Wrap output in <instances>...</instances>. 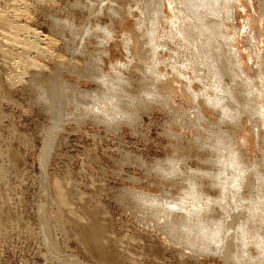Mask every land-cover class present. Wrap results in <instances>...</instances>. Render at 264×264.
<instances>
[{
    "label": "rangeland",
    "instance_id": "obj_1",
    "mask_svg": "<svg viewBox=\"0 0 264 264\" xmlns=\"http://www.w3.org/2000/svg\"><path fill=\"white\" fill-rule=\"evenodd\" d=\"M2 1L0 34L12 22L26 34L0 35V264H264V245L239 244L241 225L264 240V0H228L223 17L210 0L211 34L185 0H163L161 25L162 0ZM237 152L246 184L227 191ZM180 199L200 207L196 224L164 209ZM217 223L235 245L205 243L199 227Z\"/></svg>",
    "mask_w": 264,
    "mask_h": 264
},
{
    "label": "bare ground",
    "instance_id": "obj_2",
    "mask_svg": "<svg viewBox=\"0 0 264 264\" xmlns=\"http://www.w3.org/2000/svg\"><path fill=\"white\" fill-rule=\"evenodd\" d=\"M24 1V0H23ZM213 1V0H212ZM218 1V0H217ZM2 2H5L4 0L2 1ZM11 2H13V0H11ZM16 2V1H15ZM14 2V3H15ZM29 2V1H28ZM31 2V1H30ZM185 2L187 3V6L190 8V10H191V12H193L194 14H197L196 15V17H197V19L199 20V24H198V26L202 29V31H204V33H205V31H206V33H208V34H211L210 32H211V26H215L214 24H210L212 21L211 20H208V17H207V14L209 13H207V11L209 10V5H211L212 6V4H209V2H210V0L208 1V0H185ZM230 2V1H229ZM1 3V2H0ZM18 3V2H17ZM36 3V2H35ZM51 3V2H50ZM223 3V2H222ZM8 4V3H7ZM12 4V3H11ZM10 4V5H11ZM20 4H22V3H20ZM34 4V3H33ZM48 4V3H47ZM15 5H16V3H15ZM31 5V4H30ZM29 5V6H30ZM40 5V4H39ZM221 5V4H220ZM21 6V5H20ZM19 6V7H20ZM33 6V5H32ZM37 6V5H36ZM35 6V7H36ZM46 6V5H45ZM230 5H228V0H224V4H222L221 5V11H220V13H223L221 16L223 17V15L224 14H226L227 13V15H228V12H227V9L229 8L230 9V7H229ZM4 7V6H3ZM9 7V6H8ZM12 7H14V6H12ZM25 7V6H24ZM47 7V6H46ZM10 8V7H9ZM18 8V7H17ZM26 8V7H25ZM24 8V9H25ZM29 8V7H28ZM32 8V7H31ZM52 8V7H51ZM51 8H49V9H51ZM197 8H199V12L197 11ZM212 8V7H211ZM22 10V9H21ZM211 10V9H210ZM14 11V10H13ZM15 11H16V8H15ZM24 11H26V10H24ZM23 11V12H24ZM29 11V10H28ZM45 11V10H44ZM152 11H153V21H155V23L157 24V25H161V22H162V20H165V18L167 17V15L166 14H164L163 12H164V2H163V0L161 1V2H159L157 5H155L154 7H153V9H152ZM173 11H175V9H173ZM8 12V11H7ZM10 12V11H9ZM17 12V11H16ZM22 12V13H23ZM111 12H114L115 13V11H111ZM15 13V12H14ZM9 14V13H8ZM13 14V13H12ZM18 14V13H17ZM113 14V13H112ZM119 14V13H118ZM10 15V14H9ZM8 15V16H9ZM21 15V14H20ZM28 15H30V14H28ZM44 15V14H43ZM116 16H117V14H115ZM133 15V14H132ZM179 15V16H178ZM226 15V17H228ZM18 16V15H17ZM113 16V15H112ZM209 16V15H208ZM225 16V15H224ZM25 17V16H24ZM29 17V16H28ZM33 17V16H32ZM165 17V18H164ZM185 17H187V15H185V13H183V11H177V14L176 13H174L173 14V20L171 21L172 23H174L175 24V29H176V31H174V32H176V33H179L180 35H182L184 38L185 37H187L188 36V34L190 33V31H189V29L187 30V28H182L183 27V25L181 24V23H183V22H186L187 23V20H185L184 18ZM10 18H11V15H10ZM22 18H23V16H22ZM21 18V19H22ZM29 18H31V17H29ZM177 18H179V21H181V23H179V21H177ZM0 19L3 21V19L5 20V18L3 17V15H2V13H0ZM15 20V19H14ZM20 20V19H19ZM32 20H33V18H32ZM55 20V19H54ZM53 20V21H54ZM113 20V19H112ZM222 20V19H221ZM9 21H11V20H9ZM8 21V22H9ZM16 21V20H15ZM20 21H22V20H20ZM26 20L24 19V22H25ZM27 21H29V20H27ZM51 21V20H50ZM116 21H117V19H116ZM168 21V20H167ZM166 21V22H167ZM223 21V20H222ZM222 21H221V23H222ZM23 22V21H22ZM34 22V21H33ZM220 22V21H219ZM168 23V22H167ZM225 23V22H224ZM224 23H223V25H224ZM26 24V23H25ZM28 24V23H27ZM4 25V24H3ZM31 25V24H30ZM33 25V24H32ZM52 25V24H51ZM110 25H112V23H110ZM222 25V24H221ZM28 26V25H27ZM29 27V26H28ZM3 28V27H2ZM36 28V27H35ZM56 28V27H55ZM54 28V29H55ZM113 28V27H112ZM110 29L109 31L110 32H112L113 31V29ZM163 28H165V27H163ZM25 29H26V26L23 24V23H17V22H12V23H10L9 24V26H8V30H7V32H3L2 31V33H6V34H4L3 36L5 37V38H7L8 40H9V42L11 41V43H12V41H13V44H14V41H16L17 40V34H19V33H21L22 31H24L23 33H25ZM32 29V28H31ZM201 29H199L198 31H200V32H202L201 31ZM28 30H30V29H28ZM35 31H37L36 29H34ZM155 30V29H154ZM169 30V29H168ZM21 31V32H20ZM31 31V30H30ZM38 31H40V30H38ZM153 31V30H152ZM164 31V30H163ZM188 31H189V33H188ZM1 32V31H0ZM28 32V31H27ZM53 32H54V30H53ZM155 32V31H154ZM170 32V31H169ZM172 32V31H171ZM2 33L0 34V35H2ZM51 33H52V31H51ZM167 33V32H166ZM22 34V33H21ZM26 34V33H25ZM28 34H29V32H28ZM28 34H27V37H28ZM34 35L36 34V33H33ZM40 34H41V32H40ZM50 34V33H49ZM203 34V33H202ZM24 35V34H23ZM37 35L38 34H36V38H37ZM42 35V34H41ZM45 35V34H44ZM173 35H174V33H173ZM198 35H199V32H198ZM18 36H20V35H18ZM32 36V35H31ZM52 36V35H51ZM205 36V35H204ZM30 37V36H29ZM34 37V36H33ZM40 37V36H39ZM38 37V38H39ZM41 37H45V36H41ZM48 37V36H47ZM46 37V38H47ZM126 37V36H125ZM155 37H157V35H156V32L155 33H153L152 35H150V36H147V38H149V43H148V45H150V47L148 48L147 47V49H145V51H146V53H148V55H147V57L149 58V60H152V62H154L155 64H156V61H158V59H159V56H158V52H157V50H156V47H157V45L158 44H156V42H155ZM206 37V36H205ZM0 38H2V37H0ZM21 38V37H20ZM35 38V39H36ZM54 38V37H53ZM53 38H49V39H51V40H54ZM170 38V37H169ZM175 38V37H174ZM173 38V39H174ZM34 39V40H35ZM41 39V38H40ZM40 39H38V40H40ZM128 39L131 41V42H133V40L131 39V36H128ZM199 39V38H198ZM25 40V39H24ZM30 40V39H29ZM33 40V41H34ZM50 40V41H51ZM56 40V39H55ZM203 40V39H202ZM2 41H4V39L2 40ZM28 41V40H27ZM32 41V40H31ZM37 41V40H36ZM43 41H44V38H43ZM45 41H47V40H45ZM44 41V42H45ZM19 42H22L21 40L19 41ZM25 42V41H24ZM23 42V43H24ZM44 42H42V43H44ZM48 42H49V40H48ZM48 42H46L47 44H48ZM54 42H58L57 40L56 41H54ZM54 42H52V44H56V43H54ZM205 42V41H204ZM203 42V43H204ZM6 43H7V41H6ZM31 43V45H33V46H31L32 47V50H36V49H38V44L37 45H35L34 46V44H36L35 42H34V44H32L33 42H30ZM39 43V42H38ZM51 44V43H50ZM7 45V44H6ZM10 45V44H9ZM22 44H20V46H21ZM29 45V44H28ZM44 45V44H43ZM46 45V44H45ZM37 46V47H36ZM39 46H41L40 44H39ZM47 46H49V45H47ZM7 47V46H6ZM12 47V46H11ZM24 47H28V46H26V44H25V46ZM31 47H28V48H31ZM36 47V48H35ZM54 47V46H53ZM55 47H56V45H55ZM4 48V47H3ZM17 48H18V45H17ZM34 48V49H33ZM40 48V51H42V49H41V47H39ZM48 48V47H47ZM2 49V48H1ZM22 49V48H21ZM45 49V48H44ZM43 49V51H45ZM50 49V48H49ZM52 49V48H51ZM54 49H56V48H54ZM4 50V49H3ZM2 50V51H3ZM14 50V49H13ZM18 50V49H17ZM33 51L34 53L36 52V51ZM47 51H49L48 49H46ZM26 51V50H25ZM53 51V50H52ZM51 51V52H52ZM12 52V51H11ZM17 52V51H16ZM27 52V51H26ZM26 52H25V54H26ZM29 53H30V51H28ZM1 53V52H0ZM37 53H39V51L37 52ZM36 53V54H37ZM41 53V52H40ZM39 53V54H40ZM10 54V53H9ZM23 54V53H22ZM46 54V53H45ZM45 54H44V56H45ZM51 53H48V55H50ZM53 54V53H52ZM52 54H51V56H52ZM6 55V54H5ZM41 55V54H40ZM48 55H47V57H48ZM54 55V54H53ZM56 55H57V53H56ZM55 55V56H56ZM29 56H31V55H29ZM50 56V57H51ZM59 56H61V55H59ZM16 58H17V56H15ZM27 57V56H26ZM32 57V56H31ZM39 57V56H38ZM40 57H43V55L42 56H40ZM46 57V56H45ZM64 57V56H63ZM62 57V59H64ZM28 58H30V57H28ZM37 59V58H36ZM51 59V58H50ZM58 59V58H57ZM60 59V58H59ZM7 60H8V58H7ZM11 60V59H10ZM28 60V59H27ZM31 60H32V58H31ZM42 60V59H41ZM53 60V59H52ZM51 60V61H52ZM70 59H68V61H69ZM16 61V60H15ZM46 61V60H45ZM57 61H59V60H57ZM103 61V60H102ZM11 62V61H10ZM9 62V63H10ZM29 62V61H28ZM36 62V61H35ZM53 62V61H52ZM64 62V61H63ZM67 62V61H66ZM20 63V62H19ZM25 63V62H24ZM32 63V62H31ZM38 63H39V61H38ZM55 63V62H54ZM13 64V63H12ZM18 64V63H17ZM35 65L37 64V63H34ZM33 64V65H34ZM68 64V63H67ZM72 64V63H71ZM13 65H15V64H13ZM22 65V64H21ZM28 65H29V63H28ZM32 65V66H33ZM38 65V64H37ZM45 65V64H44ZM51 65V64H50ZM54 65V64H53ZM56 65V64H55ZM58 65V64H57ZM62 65H63V63H62ZM43 66V65H42ZM41 66V67H42ZM73 66H75V65H73ZM152 66V65H151ZM171 66V65H170ZM173 66H175V67H172L171 66V69L173 70V71H176V72H181V70H179L180 68L178 67V65L177 64H173ZM16 67V66H15ZM20 67V66H19ZM18 67V68H19ZM26 68V67H25ZM29 68V67H28ZM35 68H36V66H35ZM34 67H33V69H35ZM38 68V67H37ZM53 68H54V66H53ZM17 69V68H16ZM27 69V68H26ZM50 69V68H49ZM60 69V68H59ZM28 70V69H27ZM26 70V72H28ZM41 70V69H40ZM216 70V69H215ZM214 69H213V71H214V73L215 74H217L216 73V71H215ZM23 71V70H22ZM25 71V70H24ZM33 72V71H32ZM45 72V71H44ZM218 72V71H217ZM22 73V72H21ZM37 73V72H36ZM39 73H40V71H39ZM43 73V72H42ZM165 74H168V71L167 70H161V68L160 67H156V70H150V78H151V80H149V82L150 81H153L155 84H157L156 83V81H160V76L161 75H165ZM180 74V73H179ZM36 75V74H35ZM38 75V74H37ZM37 75H36V77H37ZM41 75V74H40ZM182 75V74H181ZM16 76V75H15ZM31 76V75H30ZM8 77H10V76H8ZM21 77V76H20ZM19 77V78H20ZM33 77V76H32ZM35 77V76H34ZM169 77V76H168ZM168 77H166V78H168ZM29 78H31V77H29ZM9 79V78H8ZM10 80H11V78H10ZM9 80V81H10ZM13 80V79H12ZM34 80V79H33ZM109 80V79H108ZM40 82V81H39ZM34 83V82H33ZM152 83V82H151ZM185 83V82H184ZM26 84H28V83H26ZM113 84V83H112ZM164 84H165V82L164 83H161L159 86H164ZM37 86V85H36ZM154 88H155V86H153ZM152 87V88H153ZM183 87L185 88V90L183 89ZM222 87V86H221ZM225 87V89H221L220 90V92L221 91H223V92H225L226 93V95H227V97H230V96H232V88H231V86H224ZM224 87H222V88H224ZM151 88V87H150ZM157 88V87H156ZM110 89V88H109ZM116 89V88H115ZM158 89V88H157ZM182 91H183V94L184 95H189V99H191L192 101H193V99H194V101H195V93H188V90L190 91V89H192V90H194V88L191 86V85H188V84H183V86H182ZM113 90V89H112ZM157 91V90H156ZM110 92V91H109ZM119 92H121V91H119ZM152 92V91H151ZM217 92V91H216ZM113 93H116V92H113ZM118 93V92H117ZM157 93V92H156ZM151 94V93H150ZM118 95V94H117ZM110 96V95H109ZM224 98V95H222V94H215V96L212 98V100L213 101H210L211 103H212V105H215V104H219L221 107H222V104L220 103V101L219 100H222ZM116 99V98H115ZM120 99V98H119ZM208 101L210 100V99H208V98H206ZM206 103H208V102H206ZM108 104V103H107ZM209 104V103H208ZM111 106V105H110ZM113 106V105H112ZM223 109H224V111L226 112V111H228L227 109H225L224 107H223ZM239 113H240V111H234L233 113H230V111H229V113H226V116H228V117H230L233 121H234V123H235V125H237V126H239L240 125V116H239ZM229 161V165H232L233 167H234V169H235V171L234 172H231L230 174V180H226L227 182H225L224 181V179L226 178V175H225V173H226V169H224L225 170V173H224V170L222 169V172H223V175L221 176V177H219V179L220 180H222L221 181V183H222V188H225L226 187V183L227 184H229V186H228V189L226 188V190L227 191H230L229 189H234L235 191H238L241 187H243L244 185V183H245V180H246V174H245V172H246V169L243 167V171H242V169L241 168H239V165H238V163H241L240 162V158H239V155H238V152L237 153H235V154H232V157L230 158V160H228ZM227 161V162H228ZM224 162V161H223ZM238 167V168H237ZM221 170V169H220ZM227 174H228V172H227ZM224 181V182H223ZM246 184V183H245ZM225 193H230V192H225ZM184 198V197H183ZM186 198V197H185ZM181 200V199H180ZM181 202V203H180ZM194 202V201H193ZM193 202L191 203V201H189V200H186V199H182L181 201H178L177 203L176 202H166L164 205H163V207H164V209H169V210H171V211H173L171 208H173V207H171V206H169V205H172V206H175V208H177V209H180V210H182L183 212L180 214V216H183V217H185V219H186V223H187V225H189V224H196V222H198L199 221V219H200V213H199V211H201V209H200V207H198V206H196V204H193ZM199 202V201H198ZM157 206V205H156ZM169 206V207H168ZM158 207V206H157ZM154 208H155V206H154ZM174 209V208H173ZM157 211H159V209H157ZM161 212H162V210H160ZM166 211V210H165ZM171 211L169 212V215L171 214ZM162 214H165V213H162ZM176 214V213H175ZM174 214V215H175ZM168 215V214H167ZM178 215V214H177ZM176 215V216H177ZM245 223V222H244ZM225 225V224H224ZM223 225V223L222 224H219V223H217V224H215V225H211V226H206V225H201V227H199V230L198 231H200L201 232V234H203L204 235V237H205V243H208V242H212L213 244H216V243H224V244H233V245H235V242L234 241H232L231 239H226L225 238V234H224V232L226 231V227ZM244 226V225H243ZM243 226L241 225L240 227H239V229H243L241 232L243 233V236H242V238H241V240H240V245H242L243 246V248H245L246 250H248V249H250V247H251V245H257V246H260V247H262L263 245H264V240H257V239H255V238H249L248 236H246L248 233H247V227H245L244 226V228H243ZM222 231H223V233H222ZM257 237V236H256ZM225 238V239H224ZM206 248H208L207 246H205Z\"/></svg>",
    "mask_w": 264,
    "mask_h": 264
}]
</instances>
